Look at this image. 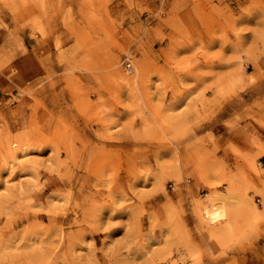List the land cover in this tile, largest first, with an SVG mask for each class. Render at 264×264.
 I'll list each match as a JSON object with an SVG mask.
<instances>
[{"label":"rangeland","instance_id":"1","mask_svg":"<svg viewBox=\"0 0 264 264\" xmlns=\"http://www.w3.org/2000/svg\"><path fill=\"white\" fill-rule=\"evenodd\" d=\"M262 135L264 0H0V264H197L264 227Z\"/></svg>","mask_w":264,"mask_h":264},{"label":"crops","instance_id":"2","mask_svg":"<svg viewBox=\"0 0 264 264\" xmlns=\"http://www.w3.org/2000/svg\"><path fill=\"white\" fill-rule=\"evenodd\" d=\"M247 94L245 93L244 96ZM251 104L247 103L245 98L238 101H223L219 105L215 106V111L209 114L206 119L202 121L200 127L197 128L199 137H206L208 134L214 137L222 138L218 135L221 126L231 119L234 122L236 117L242 118L243 124L240 127H248V120L246 115L251 113ZM220 127V128H218ZM264 136H260L261 141V159L262 169L264 170ZM231 143L236 146L240 151L248 152L250 148L242 138L233 137L231 133ZM231 171H235V166L238 162L231 154ZM192 179L193 185H196V175ZM198 188L205 190V187L198 183ZM208 195L209 190H205ZM218 192H222L217 190ZM239 236L237 241L231 242V244L223 247H219L216 244L208 245L203 249L204 255L201 257L197 264H264V227H259L256 230H248L243 233H236ZM207 252V253H206ZM188 262L187 260H185ZM190 262V261H189Z\"/></svg>","mask_w":264,"mask_h":264},{"label":"bare ground","instance_id":"3","mask_svg":"<svg viewBox=\"0 0 264 264\" xmlns=\"http://www.w3.org/2000/svg\"><path fill=\"white\" fill-rule=\"evenodd\" d=\"M221 207V206H220ZM214 210V209H213ZM219 211L221 210V208L218 209ZM218 210H215L214 212L208 213L209 217H210V221L211 222H217L219 220L220 217H222L223 215L220 214V212H218ZM206 215V214H205ZM209 219V218H208ZM213 222V223H214Z\"/></svg>","mask_w":264,"mask_h":264},{"label":"built area","instance_id":"4","mask_svg":"<svg viewBox=\"0 0 264 264\" xmlns=\"http://www.w3.org/2000/svg\"><path fill=\"white\" fill-rule=\"evenodd\" d=\"M125 71L126 73L129 75V74H132L133 73V68L131 67V65L128 63H126V67H125ZM259 202V201H258Z\"/></svg>","mask_w":264,"mask_h":264}]
</instances>
